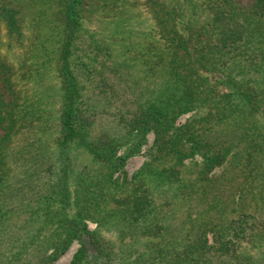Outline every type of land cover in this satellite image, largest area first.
I'll return each mask as SVG.
<instances>
[{
    "label": "trees",
    "instance_id": "1",
    "mask_svg": "<svg viewBox=\"0 0 264 264\" xmlns=\"http://www.w3.org/2000/svg\"><path fill=\"white\" fill-rule=\"evenodd\" d=\"M74 3L70 0L66 5L67 27L78 23ZM143 4L157 36L149 66L162 67L172 88L165 85L166 97L157 102L148 95L149 83L142 78L130 75L126 85L111 80L105 71L116 66L105 60L94 78L98 85L88 89L70 65V44L79 48L70 31L57 61L62 104L53 140L60 148L58 158L39 151L38 138L28 127L32 121L19 111L14 65L0 54V240L16 230L29 237L5 258L0 253V264H51L74 239L79 246L64 264H264L261 257L241 249L247 236L253 242L264 240L263 213L247 201L237 207L231 197L253 178L251 163L264 158V120L259 118V113L264 115V0H253L249 7L237 6L235 0H204L205 20L183 30L176 5L167 0ZM14 14L6 8L10 29ZM223 84L234 90H223ZM203 104L206 108L200 117L175 124L178 114ZM202 120L225 122V130L206 132L195 124ZM92 124L112 131L113 136L91 137ZM149 130L155 136L146 165L132 178L124 175L118 180L114 172H125V160L140 151L145 142L141 138ZM136 132L139 140L118 154L119 139ZM241 142L244 161L231 162L228 172L220 176L209 175ZM71 144L83 146L92 159L77 170L73 189L74 159L66 152ZM195 152L202 160L183 165L185 171L179 176L175 163L182 165ZM156 160L169 162L156 170L159 184L177 177L176 182L171 179V194L154 195L141 176ZM116 185L121 187L119 192L109 189ZM55 200L72 204L74 211H64L50 238L34 242L43 225L49 230L48 224L57 221L59 212L49 205ZM218 200L230 215L204 217L203 212L215 208ZM201 204L207 207L197 215L193 208ZM85 218L112 225L122 239L147 241L121 252L98 227L90 229ZM36 220L40 221L36 230H24Z\"/></svg>",
    "mask_w": 264,
    "mask_h": 264
},
{
    "label": "rangeland",
    "instance_id": "2",
    "mask_svg": "<svg viewBox=\"0 0 264 264\" xmlns=\"http://www.w3.org/2000/svg\"><path fill=\"white\" fill-rule=\"evenodd\" d=\"M143 1L75 0V6L73 5V8L76 9L74 17L77 18L78 23L75 27L72 25L67 27L68 13L65 11L70 0H0V54L14 65L15 85L20 93L19 111L32 121L28 127L30 126L33 135L38 138V149L42 154L58 158L60 153V148L53 140L59 130L58 119L62 104L57 61L63 42L70 36V34L68 35L70 31L73 30L71 32L72 38L74 42L79 44L78 49L70 44V65L88 89L92 88L94 83H97L94 78L100 75L98 69L103 67L105 60L110 66H116L115 70L113 67H108L105 71L110 75L111 80L126 85L130 84V75L136 79L142 78L149 83L148 95L154 97L157 102H162L161 99L166 97V92L162 91L165 89V85H168L170 89L172 88L162 67H159L156 63H153V67L149 66L151 64L150 60L154 57L153 50H155L152 48V41L156 44L155 39H157V36L153 33V23L146 13ZM167 1L179 8L181 19L179 26L182 30L185 25L193 27L205 20L204 0ZM252 1L235 0V3L237 6L249 7L252 5ZM6 8L13 9L15 12L12 15L14 23L12 29L9 28L8 21L4 16ZM146 74L149 76L143 77ZM120 80L123 81L119 82ZM220 88L225 91L234 90L227 84H223ZM242 104L246 108V105ZM205 108L206 105L203 104L181 112L176 117L175 124L180 125L189 118L200 117ZM239 115L241 116V114ZM259 118L264 120V115L259 113ZM195 124L201 126V128L203 127L206 132H214L215 129H224L223 126L226 123L216 124L202 120L201 122L196 121ZM89 128L90 136L93 138L103 134L108 136L114 134L97 124H92ZM154 136V131L149 130L145 137L141 138L145 142L141 145L140 151L127 157L124 162L125 172L119 170L114 172V176L118 177V180H123L124 175L128 179L132 178L140 168L146 165V160L149 159L148 147L154 142ZM140 137L141 135L137 132L130 134L128 137H121L118 141L120 144L117 153L123 154L132 145L131 143L138 141ZM243 146L244 143L241 142L237 150L230 153L227 160L222 164L216 165L209 175L220 176L228 172L231 162L238 161L242 163L244 161ZM66 152L74 159L70 177V187L73 189L77 170L86 162L92 163V159L90 153L83 146L76 144L68 146ZM200 160H202V156L199 152H195L186 156L182 165L175 163L181 170L179 176L183 175V171H185L183 165L189 166ZM168 163V161L156 160L142 171L141 176H144L154 195L163 196L171 194L173 191L171 186H174V184L172 183L170 186V182L171 179L176 182L177 177L171 176L159 184V172H156L158 168ZM251 166L253 178H251L249 184H246L245 187L231 197L235 199L237 207H240L241 201H247L249 207L253 209L260 208L264 216V158L259 156L257 160L251 163ZM109 189L119 192L121 187L116 185ZM46 203H42L43 206ZM217 203L218 205H215V208L203 212L204 217L219 216L225 218L230 215L228 210L221 209L220 206L224 204L222 200H218ZM49 205L56 213L59 212L56 214L57 221L48 224L49 230L43 225L42 235L34 242H40L42 238L46 240L58 228V223L60 220L62 221L60 216L63 215L64 211L67 213H73L74 211L72 204L65 206L62 202L56 200L51 201ZM206 207L207 205L201 204V207L195 206L193 211L199 215L198 212ZM183 208L182 206L179 212ZM85 222L90 229L98 227L100 233L121 252H125L130 247L142 245L147 241L144 237L136 240L122 239L117 236L118 234L112 225H98L97 222L89 218H85ZM39 225L40 221L36 220L24 230L33 232ZM20 232L24 231L10 232L0 240V253L3 258L6 257V254L8 256L9 250H14L21 242L29 240L28 235H23ZM208 237L212 241L211 233L208 234ZM250 238V236H247L242 239L241 249L257 258L264 259V240L253 242L250 241ZM43 244H46V241ZM78 246V240H72L51 264H64L70 261Z\"/></svg>",
    "mask_w": 264,
    "mask_h": 264
}]
</instances>
